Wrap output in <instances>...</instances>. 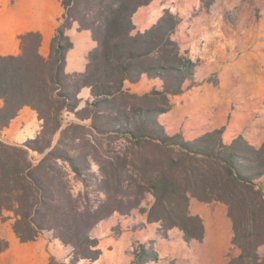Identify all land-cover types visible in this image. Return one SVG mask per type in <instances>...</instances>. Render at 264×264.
<instances>
[{
  "label": "trees",
  "instance_id": "1",
  "mask_svg": "<svg viewBox=\"0 0 264 264\" xmlns=\"http://www.w3.org/2000/svg\"><path fill=\"white\" fill-rule=\"evenodd\" d=\"M152 1L61 0L64 12L47 56L39 51L38 31L19 36V53L0 54V131L25 106L42 122L33 138L0 139V215L10 213L21 242L48 231L70 247L68 263L53 257L49 264H89L101 254L93 230L114 213L147 212L161 230L178 228L189 245L204 237L190 199L219 201L238 250L227 264H264V191L257 182L264 144L253 146L241 135L225 143L223 128L193 140L165 131L158 117L169 110L170 95L196 86L198 62L180 51L177 14L164 10L150 27H136L134 13ZM73 22L97 45L82 72L68 73L73 43L66 30ZM143 75L161 88L138 94L124 87ZM84 87L91 99L81 105ZM65 113L73 115L67 123ZM72 180L81 183L79 191ZM148 193L153 201L145 209ZM138 244L133 264L159 261L151 241ZM6 248L1 239L0 252Z\"/></svg>",
  "mask_w": 264,
  "mask_h": 264
},
{
  "label": "crops",
  "instance_id": "2",
  "mask_svg": "<svg viewBox=\"0 0 264 264\" xmlns=\"http://www.w3.org/2000/svg\"><path fill=\"white\" fill-rule=\"evenodd\" d=\"M167 6L161 0H154L146 6L140 7L133 15V22L138 29L150 27ZM64 12L61 0H0V54H17L20 51L19 36L28 31H38L41 34L39 51L42 55L49 54V47L55 29L61 21ZM142 17L141 14H143ZM73 47L67 52L65 70L68 73L82 72L85 69L87 54L97 43L88 29H79L77 22H73L66 30ZM256 49L247 51L242 57L243 91L234 85L225 83V77L218 75L217 84L203 81V77L196 72V86L176 95H170V108L158 117L168 134L182 133L186 140H193L197 136L223 128L222 139L228 143L232 138L241 135L249 144L260 147L264 144V68L257 71L255 64H264V43ZM202 51V50H201ZM195 49L190 50L194 57H207ZM211 59V55L208 56ZM257 58V61H250ZM205 59V58H204ZM210 63V62H209ZM264 66V65H263ZM260 67V65H259ZM129 91L142 94L153 87L160 89L161 83L157 79L147 78L145 75L137 82H124ZM81 105L91 99L90 88L84 87L79 92ZM2 101L0 100V105ZM36 116V112L28 106L23 107L19 115L13 120L15 125L21 124L25 116ZM68 114V113H67ZM72 116V114H68ZM12 125V123H11ZM15 127V126H13ZM264 191V173L257 180ZM189 210L199 215L204 226L203 240L191 241L187 245L181 231L174 227L167 229V233L180 234V240L187 250L175 253L160 254L158 262L147 264H164L166 259H176L175 264H227L228 251L233 235L231 220L227 215V206L219 201L203 202L196 198L190 199ZM159 222L148 221L147 212L132 210L128 215L112 214L94 228V234L99 239L101 254L98 259L89 264H133L132 255L125 253L127 247L133 243L153 241L154 246L160 244L158 235ZM117 228V235L113 229ZM161 230V229H160ZM0 236L1 224H0ZM235 249V248H233ZM234 251L238 252L237 249ZM81 260L77 264H82Z\"/></svg>",
  "mask_w": 264,
  "mask_h": 264
},
{
  "label": "rangeland",
  "instance_id": "3",
  "mask_svg": "<svg viewBox=\"0 0 264 264\" xmlns=\"http://www.w3.org/2000/svg\"><path fill=\"white\" fill-rule=\"evenodd\" d=\"M154 1V0H153ZM152 1V2H153ZM167 6L162 10H169L181 17V23L177 28L175 38L179 42L180 51L186 53L193 60H197V70L203 77V81L218 82V75L225 77V83L244 89L242 80V57L247 51L256 49L258 44L264 43V0H161ZM141 14L140 17H142ZM160 15V16H161ZM159 16V17H160ZM158 19V18H157ZM156 19V20H157ZM155 20V22H156ZM137 27V25H136ZM139 28V27H137ZM141 30V29H140ZM195 49L207 57H194L190 50ZM264 52V47H262ZM211 55V59L208 56ZM205 58V59H204ZM257 61V58L251 60ZM210 62V63H209ZM260 65V67H259ZM255 64L256 71L260 68L263 71L264 64ZM72 120V116L64 114V123ZM12 125L0 131V139L7 142H23L28 138L35 137L41 129V121L36 116L26 114L21 124ZM15 126V127H13ZM106 142H103L105 145ZM35 156H38L35 154ZM71 176H73L71 174ZM73 191L81 189L78 180H72ZM95 198L94 193L90 194ZM153 201L148 193L141 204L142 208L148 209ZM10 213L0 215L1 233L0 240L7 242V248L0 252V264H49L51 258L68 263L70 247L63 245L59 239L54 238L51 232H42L36 240L21 242L12 229L13 220L9 218ZM158 230L161 241L156 250L160 254L178 255L179 252L187 250V247L180 240L179 233H167L166 230ZM117 228L113 234L117 235ZM149 242V241H148ZM147 243V242H146ZM138 243H133L125 250V253L132 255V262L135 259L134 253ZM232 247L228 251V259L236 255ZM264 252V248L261 249ZM174 259H166L164 264L173 262Z\"/></svg>",
  "mask_w": 264,
  "mask_h": 264
}]
</instances>
